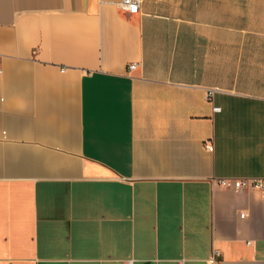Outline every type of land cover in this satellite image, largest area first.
Here are the masks:
<instances>
[{
    "label": "crops",
    "instance_id": "0c3cea01",
    "mask_svg": "<svg viewBox=\"0 0 264 264\" xmlns=\"http://www.w3.org/2000/svg\"><path fill=\"white\" fill-rule=\"evenodd\" d=\"M141 1L0 0V264H264V0Z\"/></svg>",
    "mask_w": 264,
    "mask_h": 264
},
{
    "label": "built area",
    "instance_id": "2783aa9c",
    "mask_svg": "<svg viewBox=\"0 0 264 264\" xmlns=\"http://www.w3.org/2000/svg\"><path fill=\"white\" fill-rule=\"evenodd\" d=\"M141 0H122L119 7L120 9L128 15H136L139 13L141 8ZM136 65H131L130 70H135ZM3 71L0 69V75ZM220 111V109H217ZM207 148L210 149V144L207 145ZM216 186H219L224 189H234L236 191H257L264 198V179H255V178H233V179H217L214 181ZM219 256V253L216 254ZM215 257L213 258V262Z\"/></svg>",
    "mask_w": 264,
    "mask_h": 264
}]
</instances>
